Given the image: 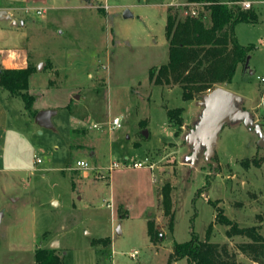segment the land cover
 Listing matches in <instances>:
<instances>
[{
    "label": "rangeland",
    "instance_id": "obj_1",
    "mask_svg": "<svg viewBox=\"0 0 264 264\" xmlns=\"http://www.w3.org/2000/svg\"><path fill=\"white\" fill-rule=\"evenodd\" d=\"M185 1L0 0L15 22L0 19V68L35 69L30 111L0 90V264H34V250L55 243L62 264H166L173 242L193 234L227 246L236 264H264V256L251 258L249 238L228 237L213 223L216 204L240 225H264V148L256 134L240 121L225 123L213 146L216 165L202 152L191 165L184 137L201 115L200 98L184 100L178 85L149 81L151 68L167 61L166 7ZM263 2L250 6L257 22L234 26L238 41L253 48L248 68L239 64L224 85L256 122L264 116ZM175 107L179 128L166 115ZM42 109L55 111L52 128L35 122L31 111ZM116 116L120 126L111 129ZM77 159L89 168L75 167ZM137 160L144 166L134 167ZM166 182L171 228L159 195ZM149 219L161 231L155 244Z\"/></svg>",
    "mask_w": 264,
    "mask_h": 264
},
{
    "label": "trees",
    "instance_id": "obj_2",
    "mask_svg": "<svg viewBox=\"0 0 264 264\" xmlns=\"http://www.w3.org/2000/svg\"><path fill=\"white\" fill-rule=\"evenodd\" d=\"M239 1L228 3L219 0H186L185 7H166V24L164 27L167 40V61L149 71V81L160 85H178L184 100L200 98L202 93L217 86L229 83L239 64L249 56L252 44H241L236 36L234 26L238 22L255 23L259 15L252 7L241 8ZM192 4L195 13L186 10ZM186 10V11H185ZM32 66L18 68H0V88L6 89L11 95L20 96L27 111L32 109L33 96L28 92V77L34 72ZM32 116L36 113L31 111ZM182 108H168L166 115L171 124L179 128L183 124ZM264 132V116L258 121ZM254 164L260 162L255 156L250 159ZM245 163V161H243ZM172 186L168 182L160 188L162 212L168 218V227L173 221L171 197ZM213 206L215 202H212ZM213 223L225 226L228 237L245 236L249 238L246 246L251 258L260 260L264 256V225H240L216 207ZM260 221L264 213L258 214ZM213 224L207 227V236ZM147 231L149 240L155 244L161 231L157 223L148 220ZM107 238L92 240V244L105 242ZM173 249L166 264L172 260L185 258L192 264H236L228 247L224 244L211 242L206 238L200 240L192 235L187 241L173 242ZM34 264H62V256L54 248L39 246L34 250Z\"/></svg>",
    "mask_w": 264,
    "mask_h": 264
},
{
    "label": "water",
    "instance_id": "obj_3",
    "mask_svg": "<svg viewBox=\"0 0 264 264\" xmlns=\"http://www.w3.org/2000/svg\"><path fill=\"white\" fill-rule=\"evenodd\" d=\"M130 15L128 9H125L123 16ZM0 19L9 20L14 25L15 22L11 20L10 15L6 10L0 9ZM249 56L244 61L245 69L248 68ZM242 97L237 93H233L223 86H217L205 93H202L198 105L202 106L201 115L197 122L186 128L185 141L190 145L191 152L187 156L189 164L194 165V161L198 154L202 155L208 163L213 167L216 165L213 161L214 143L220 128L225 123H235L240 121L242 124L253 130L257 136L256 144L264 148V132L258 122H256L250 112L240 107ZM55 111L52 110H37L33 118L41 126L52 128L51 116ZM144 130V134H146ZM2 212H0V218ZM1 220V219H0ZM118 232V230H116ZM52 244L50 248L56 245Z\"/></svg>",
    "mask_w": 264,
    "mask_h": 264
},
{
    "label": "built area",
    "instance_id": "obj_4",
    "mask_svg": "<svg viewBox=\"0 0 264 264\" xmlns=\"http://www.w3.org/2000/svg\"><path fill=\"white\" fill-rule=\"evenodd\" d=\"M186 4V3H185ZM239 4H240V6H241V8H243V9H248L250 6H251V1L250 0H241V1H239ZM188 8L186 9V10H188L191 14H194L195 13V11H194V9L192 8V4H188ZM185 10V11H186ZM260 79H261V81L262 82H264V76H261L260 77ZM262 104H263V108H264V99H263V102H262ZM120 126V117H113L112 119H111V121H110V125H109V128H111V129H113V128H115V127H119ZM40 159L39 158H37V160H36V162H38ZM147 159L145 158V160L144 161H146ZM144 161H140V160H137L136 162H133L132 163V165L134 166V167H142V166H144ZM117 167V164L116 163H114V162H112L111 163V165H110V167H109V170H112V168H114V167ZM148 166L150 167V168H152L153 167V165H151V164H148ZM75 167H77V168H79V169H82V170H87L89 167H88V162L85 160V159H77L76 161H75ZM131 255H133V254H131Z\"/></svg>",
    "mask_w": 264,
    "mask_h": 264
},
{
    "label": "crops",
    "instance_id": "obj_5",
    "mask_svg": "<svg viewBox=\"0 0 264 264\" xmlns=\"http://www.w3.org/2000/svg\"><path fill=\"white\" fill-rule=\"evenodd\" d=\"M248 1V0H247ZM251 1V3L253 4V0H250ZM230 2V1H229ZM263 4H264V2H263ZM0 9H4V10H8L7 9V7H4V6H0ZM8 12V11H7ZM262 76H264V75H262ZM0 90H2L1 88H0ZM10 94V93H9Z\"/></svg>",
    "mask_w": 264,
    "mask_h": 264
}]
</instances>
